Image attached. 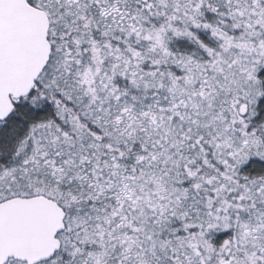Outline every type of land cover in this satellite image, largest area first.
I'll return each instance as SVG.
<instances>
[{"label": "snow or ice", "instance_id": "snow-or-ice-1", "mask_svg": "<svg viewBox=\"0 0 264 264\" xmlns=\"http://www.w3.org/2000/svg\"><path fill=\"white\" fill-rule=\"evenodd\" d=\"M0 264H264V0H0Z\"/></svg>", "mask_w": 264, "mask_h": 264}]
</instances>
